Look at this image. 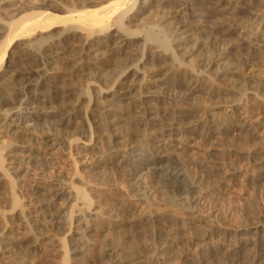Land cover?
<instances>
[{
  "label": "rangeland",
  "instance_id": "374dc122",
  "mask_svg": "<svg viewBox=\"0 0 264 264\" xmlns=\"http://www.w3.org/2000/svg\"><path fill=\"white\" fill-rule=\"evenodd\" d=\"M12 1L13 0H10V1L9 0H0V3L1 4H6V3L10 4V3H12ZM34 1H37V0H34ZM68 1L69 0L65 1L66 3H68V5L73 3L72 2L73 0L72 1L70 0L71 3H69ZM227 1L231 2V1H235V0H227ZM58 2H60V0H58ZM249 4L250 5L247 6L248 7L247 11L246 10L242 11L241 13L234 15V16L231 13L229 14L230 9L228 7H229L230 3H227L225 0H224V2L220 8L213 9V10L212 9H204L205 11L203 10V13H205L206 15L208 14L207 16H205V19H203V23H201L202 28L204 27L203 31H205V32L201 33V34H199V33L195 34L192 37L193 40H191V41H187V40L182 39L183 42H181V44L178 43L180 37L173 35V33H172L173 30L168 25H166L167 28H165L166 26L164 24H166V23H164L163 25L160 24V22L162 21V14L166 15L165 11L167 8L164 6V4H160L159 6H157V8H155V7L152 8L149 11L150 15H148V17L150 16L149 17L150 21H155L156 24L159 23L160 27L164 26L162 28H163V30L165 28L166 31H163L161 33L158 32L159 34L157 33V31L151 29L153 27V23H155V22H149V20H148L149 24H152V25H149V24L146 25V23L144 24V23H141L138 21L137 22L134 21L132 23V21H130L126 18H125L126 20L124 19L123 22L127 26L134 24L130 27H127L128 31L126 30V33L134 34V35H136V37L139 36L141 41L145 39L147 34H151V32L153 35H155L154 37H156L157 34H158V36H160V37L157 36L158 38H156V39H158V40L166 37L167 41H168V48H169L168 55H166V56H164V54H162L164 52H163L162 48L159 46L160 43L156 42V41H150V40L144 41L146 43L143 42V45H140V47H139V45H137V46L133 45L134 47L132 46L131 49L132 48L134 49V50L133 49L132 50H133V52H135V56H129V57H126L123 55H120V56L114 55L113 52L110 50V47H107V46H104L105 48L100 47L99 49L92 48V49H90L92 52V55L90 54L91 56H89V57H94L95 59H97L96 57H99V58L103 57V59L95 60V62L93 61L94 59H92V58L90 59L88 56H86L87 58L85 57L84 60L77 59L78 58V56H77L78 52H76V48H71L69 46L68 49H64L65 51L63 49L61 50L60 54L57 57L58 60L56 59V61H55L56 63H54L52 65V68L54 69V72H56L55 69L57 70L56 76L58 77V80L60 81V82L58 81L59 82L58 84H60L62 86L64 85V87L66 86L65 89H68L71 91V92L69 91L71 96H69V98L67 100V102L69 104H72V102L75 103L76 100L81 96L82 91H83L84 96H86V99H82L81 102H83V104L87 107V109L89 108L91 110L90 111L88 109V112L90 113L89 115H91L90 116L91 118L89 117V115L87 116V127L89 126V133H88L87 137L83 138L79 135V133H77V134L74 133L76 131L75 130L72 131L73 128H71V130L70 129L68 130L69 133L67 131L68 134L67 133L64 134V136H65L64 138L69 143V146H66L63 149L61 148L59 150H58V147H56L57 149L55 148V149L50 150V149H46L43 146V144L41 143V141L45 136L48 135V133H52V130L50 129L51 127L48 125V123H46V121H39L36 126H34L32 128H28L30 134L28 133V137L23 138L24 141L22 140V141L17 142L16 145H19L21 143V144H24L26 146H29L30 148H32V152L31 153L29 152V154L25 153V156H27V155H28V157L30 156L29 158L28 157L25 158L24 156H23V158L21 157V159H23V161H25V162L28 161L27 165H26V163H24V165H23L24 168H23V172L21 174V179H23V180L20 179V180H18L19 182L13 181V185L15 183L16 184L18 183L17 185L15 184L16 186H14V187H17L16 189L13 187V189H14L13 195L18 202L15 207H12L9 204V202H7L6 200L4 202L3 194L6 195L7 191L0 189V198L3 197L0 200V203L2 201V203L0 205V213L2 214V219H5L3 222H5V225L8 228H10L9 233L11 234V237H14V236L19 237V239L17 237H14V239H13L14 241L12 242V244L10 246V250L12 249L13 253H10L11 251L9 250V253L7 254L8 255L7 259H6L7 255L6 254L2 255V253L0 252V254L3 256L2 257L0 255V258H1L0 264H12V263L13 264H57V263L61 264V250H59L61 246L64 248V251H65L67 257L68 258L71 257V259H72V260L70 259L67 264H80V263L81 264H103V263H105V264H133V263L137 264L138 260H136V259H138V258L136 255L138 252L142 253V251H143V254L146 253L145 255H148V256H149V254L151 255V253H152V255L155 253L156 255L155 254L154 255H155V257H157L158 256L157 254L159 253L158 249H160V246H159L160 240H161V242L163 240H167L166 239L167 237H168V239H170V238L180 239V236H177V235L174 236V232H175L174 230H176V228L180 227L181 225L185 229V231L183 233L185 236L184 235H182V236H184V238H187V239H185V241H184V238L181 236L182 239L179 241V244L176 245L177 248L175 246V249H176V250H174L175 254L173 252L174 255H171L170 258L167 259L165 264H183V263L184 264H186V263L187 264H191V263L192 264H205V263L206 264H216V263L217 264H228L225 257L221 256L220 254H219V256L218 255L214 256L215 254H206L207 251L204 250L203 251L204 253H203L202 250H199L200 249L199 242L195 241L194 238L197 236L196 234L199 233V235L200 234L202 235L204 233V231H205L204 227L206 228V226L204 224L205 222L207 224L209 223V225H214V226L218 227L225 220V221H228L230 226L237 227V226L248 225L251 222L258 221L259 219L261 220V218L264 216V182L257 183L256 181H254L253 183L251 182V183L247 184L246 182H244L243 179L239 178V180H237L234 185L226 187L222 181V178H223L225 172L232 167H238L243 171L249 170L250 172H248L247 174L255 175L256 173H255L254 168L256 167V164L259 162V159L262 156H264V85H263V83H262V85L260 83L257 84L258 83V81H257L258 76L256 74H254L252 77H244L243 75H241V73L238 74L239 72L237 74H235L234 76H227L225 78L224 83L223 82L219 83V84L217 82H215V83L213 82L214 84H212L210 82L205 83L204 79H205V75L207 74L210 78L215 80L213 76H215L216 71H218L217 67H219V66L213 65L210 67L209 64L211 62H213V60L216 61L217 59H220V60L222 59L221 60L222 63H226L229 66L235 65L234 67L239 69L244 62L249 61L255 57V55L246 54L247 52L244 51L243 47L241 46V43H242L241 40L245 35L251 34L253 36H257V35L264 34V33H262V32H264V16H263V14H264L263 13L264 12V0H262V1L261 0H255L253 3H249ZM162 5H163V7H162ZM163 10H165L164 11L165 13H162ZM206 10H208V11H206ZM219 11H221V12H219ZM133 14L134 13H131L130 16H132ZM151 15H153V16L151 17ZM127 16H129V15H127ZM1 18L2 17H0V21H1ZM2 20H4V19H2ZM137 25L139 27H137ZM216 26H218V27H216ZM134 28H136V29H134ZM218 28H219V30L217 31L216 29H218ZM167 29H168V31H167ZM58 31H59L58 26H55L53 29H50L49 33H53V35H55V33H57ZM224 31H225V33H224ZM217 32H219V33H217ZM71 36L73 38L74 37L75 38L73 39ZM77 36H78V34H75V33H72L70 35V37L72 38V42L76 43V41H78L76 45H78L79 41H80L79 40L80 38L78 39L79 36L78 37ZM105 36H107V35H105ZM173 36L177 37L176 38L177 41H176L175 37H173ZM172 38H173V40H172ZM39 39L40 38H36V40L35 39H29L26 42L25 41L24 42L23 41L22 42H20V41L16 42L14 40L15 42L12 41L10 43L8 40L6 41L5 38L2 39L0 37V50L3 52L4 64L8 60L12 62L11 63L12 65L10 67L11 72L9 74H7L2 79V80H4L6 78V80H4L3 82H2V80H0V83L2 84V86H0V89H4L5 94L10 93L12 95V93L15 90L21 89V87H22L21 82L19 81V83H20L19 84L18 82H15V81H17L19 79L20 73L22 72L21 70H24V69L26 70L30 66V64H29L30 62L27 61L25 58V51L26 50L23 46L26 43L29 44L31 42L30 45H32V48L36 49L39 46V44L42 42L41 39L40 40ZM33 41H35V42H33ZM38 41H40V42H38ZM13 42H14V44H13ZM37 42H38V44H37ZM72 42H70V43H72ZM140 42L138 44H140ZM151 42H154V44ZM174 42H176V43H174ZM16 43H18L19 45H17ZM12 44H13V46H12ZM13 47L15 48L14 53L16 52L17 54L15 53L10 58L9 52L7 50L8 49L11 50V49H13ZM106 47L108 50H105ZM151 47H152V49H151ZM155 48H156V50H155ZM69 49H70V51H69ZM98 50H99V52H98ZM95 51H97V54L100 53V55L98 56L96 54L97 56L95 57V55H94ZM102 52H103V56H101ZM152 52H154V53H152ZM152 54H154L155 56ZM158 54H161V55L156 56ZM71 56H73V57L71 58ZM114 56H116V57L119 56V57L117 59H115L116 57H114ZM124 57H126V58H124ZM169 57H173L176 62H173L172 58H169ZM120 59H123V61H125V62H123ZM131 59H133V60L131 61ZM225 59H227V60H225ZM91 60L93 61V63ZM129 60H130V62H129ZM81 61H83V63H81ZM87 61H89L90 64ZM121 61L124 64H122ZM75 62H78L80 64L78 66L79 68L74 66ZM94 64H96V66ZM137 65H138V67H137ZM25 66H26V68H25ZM175 67H177V68H175ZM40 68L43 70L42 66H40ZM18 69H21L20 73L18 72ZM58 69H60L59 71L62 70L61 73L58 71ZM115 70H117V71H115ZM107 71H109V72H107ZM127 71H136V72L140 73L139 76H137V79L139 80L138 85L140 87V90H141V92H144V93L151 91L150 95H153L156 90L158 91V89H154L151 87V86H153L152 81H154V80L157 81L158 79H160L162 77L164 78L165 74H167L169 71L170 72L174 71L173 73H176L177 76H179V75L181 76L182 74H185V73H186L185 74L186 77H188V74H190V73H193L195 75L197 74V76L199 75L198 77H200V78H198V77L197 78H198V85H199L201 91L197 94L196 97L193 98V100L192 99L186 100L185 102H181V103L176 101V100L174 102L173 100H169V99L164 101L161 98H158V99L156 98V100H154V104H156L155 108H157V116L158 117H156L157 121L154 125H151V124L145 125L142 122L140 123V122L135 121V118L132 117L133 114L131 115V111L128 110V111H130V113H128V115L127 114L125 115L127 119L125 118L126 119L125 120L123 117L124 122L123 121L122 122L124 124L122 122L119 123L118 124L119 126L117 125L118 129L117 128L116 129L114 128L115 130L111 129V132H112L111 133L109 131L110 129L106 125L102 126V128H101V125H97L96 123H94L97 117H95L93 115V113L95 114V112L93 110L95 108L97 109L98 105L100 106L103 103L102 100L107 99V98L109 99V95L111 94V91L113 90L114 83L117 85L119 79H120V81H119V83H120L122 80L121 76L123 77ZM187 71H189V72H187ZM190 71H192V72H190ZM64 72L66 74L67 73L68 74L66 75ZM165 72H167V73H165ZM17 73H19V74H17ZM90 74H91V76H90ZM107 74L109 77L107 76ZM12 76H14V77H12ZM60 76H62V77L60 78ZM75 76H76V78H75ZM14 78L15 79L17 78V79L15 80ZM62 78L63 79L66 78L63 80V83L64 82H66V83H64V84L62 83ZM97 79H99V80H97ZM108 79H110V81H108ZM13 80H15V81H13ZM84 80H86V81H84ZM155 81H154V83H155ZM14 82H15V84H14ZM75 82H76V84H75ZM70 83H71V85H70ZM12 84H13V86L14 85L16 87L18 86L20 89L18 87L16 89L15 86H14L15 88L11 87ZM67 84H69V85H67ZM230 85H231V87H230ZM67 87H70V89ZM79 87H80V89H79ZM150 87H151V89H150ZM11 88H13V89H11ZM236 88H238V89H236ZM229 89H231V90H229ZM240 89H242V91ZM153 90H155V91L153 92ZM239 90L241 91L242 94L240 93ZM94 92H95V94H94ZM100 93L102 95L98 96V94H100ZM75 95H77V96L80 95V96L76 97ZM21 97L22 98H19L20 100H24V99L27 100V98H26V97H28L27 93L25 92V94H23ZM41 100L39 102H41ZM23 102H25V101H23ZM128 102L129 101H126V100L122 101V103H128ZM186 102H188L187 105L185 104ZM190 102H191V104H190ZM127 106L129 108H131L130 105H126V104H125L124 108H127ZM229 107H231V108H229ZM165 108H166V110H165ZM173 109H174V111H173ZM179 109L182 111L184 110V112L188 113L189 115L190 114L193 115V113H194L192 121L196 120L198 118H202L204 121H205V119H208V121L214 122L215 127L217 126V128H218L217 129L218 132L216 131V133H212L211 131H209V128H207V126H206V121H207L206 120L204 122L205 124L203 123L205 126L201 124L202 126L200 125L197 132H194L192 135H183L184 138L188 137V136H191V137H188L189 139L186 138V140L183 138V141H182L183 144L181 145V147H183V148H181V149L184 151L183 152H182V150L179 151V152H181L180 157L183 158V156H184V158L183 159L181 158V160H182L183 165L186 169V172L195 181V185L197 188L192 193H194L195 195L196 194L201 195V199L199 200L198 205L195 209L193 208V206L190 207L187 203L188 198L191 197L192 195H190L187 198L182 200V198L177 197V196L173 195V193L169 192V188L167 187V184L165 181L166 180L165 172H160L159 174L148 176L147 172L145 173V171H142L141 175L137 174L136 176H134L136 174V172L139 170L138 166L140 165V162H141L140 160H143L145 157L153 154L154 152H156L158 150H162L163 147L167 151L168 150H169V152L171 151L168 148L169 144H170L169 141H166L165 137H163L162 135H159L161 132L160 128H162V126L164 127V125L165 126L168 125L170 123V121H172V119L168 120V116H165V112H168L169 116H170L171 112H175ZM230 109H232V110L230 111ZM4 111L5 110L0 111V116L2 114H4V115L7 114V112H4ZM192 111H193V113H192ZM201 113H203V114H201ZM129 114H130V117H129ZM159 116L161 119L164 116H165V118H163L161 120L159 118ZM209 118L211 120H209ZM93 119H94V122L92 121V123H91L90 121ZM128 119H130V120H128ZM165 119L167 120V122ZM159 120H161L160 121L161 124L159 123ZM188 121H190V120H188ZM240 121L245 122V124H246L245 127L247 129L244 130L245 133H243V132L239 133L238 132L239 133L238 134L237 132H232V131L226 129V127L229 128L230 126H233L234 124H237ZM135 122L140 127L138 125H135L134 124ZM162 123H163V125H162ZM121 124L126 125V126L128 125V126H127V128L125 126L126 129H123L124 126ZM92 125H94V126H92ZM129 125H130V127H129ZM135 126H137V128L138 127L139 128L137 129ZM142 126H144V127H142ZM33 128H35V129H33ZM90 128H91V130H90ZM92 128H93V130H92ZM249 128H250V130H248ZM95 129H97V130H95ZM107 129H108V131H107ZM131 130H133V131H131ZM204 130L206 132H204ZM207 131H209V132H207ZM117 132H119V133H117ZM114 133H116L115 134L116 137L114 136ZM69 134H71L72 136ZM158 136H159V138H158ZM160 137H162V138L160 139ZM6 138H1V136H0V143H1L0 147L3 145L2 148H4L9 143H11V144H9L11 146H10V148L5 147L4 150L2 151L3 154H9L8 152H10L12 150V145H14V144H12L14 141H12L11 138H9V137H6ZM8 139H9V141H8ZM158 139H160V140H158ZM163 140H165V141H163ZM29 141H30L31 145H30ZM82 141L88 142V144H90V146H93L95 148L92 151L83 152V154H82V150L79 149V151H78L79 146L77 145L78 142H82ZM162 141H163V143H166V145H168V146L163 144ZM184 141H185V143L187 142L186 143L187 146L184 144ZM5 143H6V145H5ZM157 144H158V146H157ZM73 145H75V146H73ZM155 145H156V147L154 148ZM157 147L158 148L160 147L161 149H158ZM149 148H151V149H149ZM64 149H66V150H64ZM120 149H122L123 151ZM110 150H111L112 155H113L112 157H111ZM117 151H119V153ZM2 152L0 151V155H2ZM107 152H108V154H107ZM79 153H81V154H79ZM117 153H118V155H117ZM105 154H106V156H105ZM107 155H109L111 159L106 158L107 159L106 160L105 157H108ZM94 156H95V158L98 157L100 160L98 158L95 159ZM123 157H125V159ZM30 158H31V161L29 160ZM37 158H38V160H37ZM43 158H44V160H42ZM45 158L47 159V161ZM48 158H49V160H48ZM65 158H67V160ZM50 159H51V161H50ZM121 159H123V162L125 160L124 164H121V162H122ZM96 160H98V161H96ZM88 161L91 163H87ZM94 161L96 162L97 165L95 164ZM49 162H51V163H49ZM52 162H53V165H52ZM114 163L118 164V165H115ZM86 164H91L92 166L91 167L89 165L86 166ZM119 164H121V165H119ZM214 166L215 167L219 166L221 168V170L214 172L211 175L208 174L209 173L208 168H211ZM92 167L95 169H93ZM86 168H87V170H86ZM98 172H99V175H98ZM84 174H86V175H84ZM30 175L33 177L38 176V178L43 175V177H41V178L43 179V181H45V182L47 181L46 184H48V186L50 185L51 188H55L56 185L62 186V183L63 184L68 183L72 186L80 188V190L84 193V195L89 198L88 200L90 202L91 208L94 207L95 209H97V208L102 209V208H104L102 206V205H104V203H105L106 207H108V206L111 207L112 204L114 203L113 207H111V208L114 209V212H113L114 214L118 213L116 216L114 215L115 216L114 220L117 221L119 227L115 226L116 225L115 223L110 222L107 225V227L110 225L108 227L109 229L107 228V231H106L107 233L103 234L102 233L103 232L102 225L99 223V221L96 218H94V217L90 218L89 215H87V216L90 218V221H88V223H87V221H84L88 224V226L89 225L91 226V227L89 226V228L87 226H85L87 224L84 223L82 221V219H78L79 221L77 222V218H75V217H73L67 223V225L63 226L64 228H62L61 227L62 225L58 226L52 222L48 223V220H46V218L43 217L45 219L44 220L42 218V215L40 216V214L38 212H37V216H35L33 213L34 212L33 211L34 210V208H33L34 204L32 205V203H34V201H32L31 198L33 197L32 196L33 189H35V187H36V184H34V183H36V182H34V179H32V178H31L32 180H30V177H31ZM138 176H140V177H138ZM80 177L81 178L83 177V179H81ZM100 178H101V180H100ZM80 179L83 180L84 182H87L88 186H86L85 184L81 185L79 182ZM24 180H25V182H24ZM200 180H201V183L204 182L202 184L203 186L199 185V184H201L198 182ZM31 181H33V182H31ZM95 181H97V182H95ZM22 184L25 186L24 187L19 186ZM27 184L30 186H32V184H33V186H34V187L32 186L33 189L30 188V186H28ZM99 184H101V185H99ZM143 185L146 188L145 187L143 188ZM134 186H136V187L138 186V187L136 188ZM22 188L24 190H22ZM94 189H97V190L94 191ZM132 189H133V191H132ZM30 190H32V191H30ZM116 190H117V192H116ZM4 191H6V192H4ZM89 191H91V192H89ZM93 191H94V193H92ZM110 193H111V195H110ZM203 193H204V195H203ZM18 194H20V195H18ZM89 195H90V197H89ZM29 196H31V197H29ZM178 198H180V199H178ZM29 199H30V201H29ZM99 202H100V204H99ZM107 202H109V203L107 204ZM124 202H125V204H128L131 207L130 210L132 209L133 211L132 210L127 211L126 209H124L123 205H122ZM114 207H116V209ZM120 207H122V209H120ZM12 208H14L15 210L17 209L18 211L24 210L27 212V213H25L27 215H25L24 221H22L23 219L19 220V219H16L14 217L12 219H10L12 217V214H13V213H11L13 210ZM29 210H30V212H29ZM115 211H118V212H115ZM120 212H121V214H120ZM130 212H131V214H130ZM126 213H129V214H126ZM28 214H30V215H28ZM32 214H33V216H31ZM142 214H143V216H142ZM202 214H204L203 217H202ZM5 215H7V216H5ZM129 215H130V218H129ZM138 215H139V217H138ZM160 216L163 217V219L159 218ZM169 216H172L175 218L174 222L170 223V222H168V219H165ZM118 217L120 219H118ZM122 218H124V219H122ZM92 219H94L93 222L91 221ZM130 219L133 221H131ZM156 219L159 220V222ZM28 222H29V224H28ZM30 222L31 223L36 222V223H33L34 224L33 225V224H30ZM185 223H187V224H185ZM192 223L196 224V226L199 225L201 227L202 226H204V227H202V229H201V227L198 226L200 229V231L198 232V230H197L198 228L196 226H194V227H193V225L191 226ZM24 224H26V225H24ZM174 225L177 227H175ZM187 225H188V227L186 228ZM33 227H35L34 228L36 230L35 232H34V229H32ZM36 227L38 230L36 229ZM93 228H94V230H92ZM14 229H16V230H14ZM89 229H91L92 231L90 230L91 231L90 232ZM141 229H143V230H141ZM18 231L19 232L21 231L22 234L20 235V233ZM12 232H14V233L12 234ZM201 232H203V233H201ZM10 234H9V236H10ZM143 234H144V236H143ZM186 234L187 235L189 234V235L187 236ZM21 237H22V239H20ZM197 237H199V236H197ZM72 238H74V239H72ZM188 238L189 239L191 238L190 239L191 242H189ZM92 239H93V241H92ZM109 239H111V240H109ZM19 240H21L24 243L19 244ZM73 240L76 241L75 243H77L76 244L77 246L75 245V243H73L74 242ZM217 240H220V238L218 239V237L217 238L213 237L210 246H216V245L221 244L220 243L221 241L220 242L218 241L219 242L218 243ZM181 241L183 244L184 243L185 244L183 245L182 243H180ZM1 242H3V240L0 237V243ZM96 242H98V243H96ZM121 242H122V244H121ZM136 242H139L138 245ZM16 243L19 245L18 247H17ZM87 243H88V245H87ZM132 243H133V246H135V247H133L131 249L127 248V245L132 246ZM157 243H158V245H157ZM195 243H196V245H195ZM81 244H83V245L80 249L79 247L81 246ZM97 244L99 246L101 244L104 247V249L105 248L108 249L109 250L108 253L104 255L103 252L98 251L99 247ZM91 245H93V246H91ZM156 245H157V248H156ZM3 246H4V242H3L2 246L0 245V247L2 248ZM128 247H130V246H128ZM25 248H26V250H25ZM22 249H24V250H22ZM77 249H78V251H79V249L81 251H79V253H74V250H77ZM155 249H157L158 251L156 250L157 252H155ZM55 250L58 252H56ZM177 250H178V252H177ZM71 251L73 254L71 253ZM119 251H121L122 254ZM183 252H185V253H183ZM114 253H116V254H114ZM123 253H125V254H123ZM180 254H182L181 255L182 257L179 256ZM106 255L109 257H107ZM126 255H128V256H126ZM130 255H132V256H130ZM152 255L150 256L151 258L154 257ZM201 258H202V260H201ZM205 258L206 259L208 258L207 259L208 261ZM185 259H187V260H185ZM20 261H22V262H20ZM91 261H93V262H91ZM259 264H264V261H262Z\"/></svg>",
  "mask_w": 264,
  "mask_h": 264
},
{
  "label": "bare ground",
  "instance_id": "6f19581e",
  "mask_svg": "<svg viewBox=\"0 0 264 264\" xmlns=\"http://www.w3.org/2000/svg\"><path fill=\"white\" fill-rule=\"evenodd\" d=\"M65 1L66 0H60V2H58V0H37V1H34V0H13L12 3H10V4L9 3L8 4L7 3L6 4H1L0 3V17H2L1 18V21H0V37L2 39L5 38L6 41L8 40L10 43L12 41H14V40L16 42L17 41H20V42H22V41L24 42L25 41L26 42L29 39H35L36 40V38H40L41 41H42L39 44V46L37 45L38 47L36 49L32 48V45H30L31 42L29 44L26 43L25 45L22 43L24 45L23 47L26 50L25 51V58H26L27 61L30 62L29 63L30 66L28 65L29 67L26 70L24 68H23L24 70L18 69V72L19 73H20V70L22 71L20 73L19 79L17 81H15L17 78L16 79L14 78L15 80H13V81L18 82V83H19V81L21 82V85H22L21 89L17 86L20 90H15L12 93V95L10 93L5 94L4 89H0V111L1 110H5L4 112H7V114H5V115L2 114L0 116V136H1V138L9 137V138H11L12 141H14L12 143V144H14V145H12V150L11 151L9 150L10 152H8L9 154H3L2 151L4 150L5 147L10 148L11 145H9V144H11V143L8 142L9 143L8 145H6V143H5L6 146L4 145L5 146L4 148H2L3 145L0 147V151L2 152V155H0V189H3V190H6L7 191V194L6 195L3 194V196H4V202L6 200L7 202H9V204L12 207H15L16 204L18 203L17 200H16V198L13 195V190H14L13 187L16 186L18 183L16 184L14 182L16 185L15 184L13 185V181H18V180L21 179V174H22L23 168H24L23 165H24V163H26V165L28 163V161L27 162L23 161V159H21V157L23 158V156H24L26 158V157H28V155L25 156V153H28L29 154V152L30 153L32 152V148H30L29 146H26V145L21 144V143L20 144L18 143L19 145H16L18 141H22L23 138L28 137V133H29L28 128H32V127L36 126L39 121H46V123H48V125L51 127L50 129L52 130V133H48V135L45 136L44 138L42 137L43 139H42L41 143L43 144V146L46 149H50V150L55 149L56 147H58V150H59L61 148L63 149L64 147L69 146V143L64 138L65 137L64 134L67 133V131L69 129L71 130V128H73L72 131H74V130L76 131L74 133H76V134L79 133V135L81 137H83V138L87 137L88 136V133H89V126L87 127V116L90 114L88 112V109L89 108L87 109V107L83 104V102H81L82 99H86V96H84L83 91H82V94L80 93L82 97L80 95H78L80 97L76 100V102L75 103L72 102V104H69L67 102V100H68L69 96H71L70 95V92L71 91L68 90V89H65L66 86L64 87V85L62 86V85L58 84L60 81L58 80V77L56 76L57 70L55 69L56 72H54V69L52 68V65L54 63H56L55 61H56V59H57V57L60 54V52H61L62 49L63 50L64 49H68L69 46L71 48H76V52H78V54H77L78 58L77 59H79V60H84L86 56H88V57L91 56L92 55V52H91L90 49H92V48L99 49L100 47H104V46L110 47V50L113 52L114 55H119V56L120 55H123V56L129 57V56H135V52H133L134 49L133 48H132L133 50L131 49V47L133 45H136V46L139 45V47H140V45H143V42L144 41H149L150 40V41L159 42L160 43L159 46L162 48V50L164 52V53H162V52L161 53L164 54V56H166V55H168V52H169L167 38L164 37V38L159 39V40L156 39V38L160 37V36H158L159 33L163 32V31H166L165 30V28H167L166 25H168L173 30V32H172L173 35H176L177 37H180L179 38V41L180 42L178 41L179 44H181V42H183L182 39L187 40V41H191V40H193L192 37L195 34H197V33L201 34V33H204L205 32V31H203L204 27L202 28L201 23H203V19H205V16H207L208 14L206 15L205 13H203V10L204 9H212L213 10V9L220 8L221 5L224 2V0H73V1L71 0L73 3L68 5V3H66ZM225 1L227 3H230V5L228 7L230 9L229 14L231 13L234 16V15H237V14L241 13L242 11H245V10L247 11L248 10L247 9L248 8L247 6L250 5L249 3H253L255 0H235V1H231V2L230 1H227V0H225ZM68 2L71 3L70 0ZM160 4H164V6L167 8L166 11L163 10V12H162V13H165L166 12L165 13L166 15L162 14V21L161 22L159 21L160 24H162V25L164 23H166V24H164L166 26L164 28V30L162 28L164 26L160 27L159 23L156 24L155 21H150L149 20V17L150 16L148 17V15H150V12L149 11L152 8H154V7L157 8V6H159ZM162 7H163V5H162ZM206 11H208V10H206ZM219 12H221V11H219ZM131 13H134V14L132 16H130ZM127 15H129V16H127ZM153 15H151V17ZM263 16H264V14H263ZM125 18L128 19V20H130V21H132V23L134 21H136V22L138 21V22H141V23H144V24L146 23V25L149 24V22H155V23H153V27L151 29H153V30L157 31V33L158 32L159 33L156 35V37H154L155 35H153L152 32H151V34H147V36L145 37V39L141 41V39L139 38V36L136 37V35H134V34L126 33V30L128 31L127 27H130V26H132L134 24H132L130 26H127L126 24H124L123 21H124ZM2 19H4V20H2ZM148 20H149V22H148ZM149 25H152V24H149ZM55 26H58L59 31L57 33H55V35H53V33H49V32H50V29H53ZM137 27H139V26L137 25ZM216 27H218V26H216ZM219 28L216 29V30L218 31ZM134 29H136V28H134ZM167 31H168V29H167ZM70 33L71 34L72 33L78 34L79 37L78 36L77 37H78V39L80 38L79 39L80 41H79V44L78 45H76L78 41L75 40L76 43L75 42H72V38L73 37L72 36H71L72 38L70 37V35H71ZM217 33H219V32H217ZM224 33H225V31H224ZM262 33H264V32H262ZM105 35H107V36H105ZM176 36H173V37H175V39H176L177 38ZM172 40H173V38H172ZM176 41H177V39H176ZM14 42H13V44H14ZM33 42H35V41H33ZM38 42H40V41H38ZM38 42H37V44H38ZM70 42H72V43H70ZM139 42H140V44H138ZM241 42H242L241 43V46L243 47V50L247 52V53L246 52L245 53L246 54L255 55V57L252 58L249 61L244 62L239 69H237L236 67H234L235 65L233 66V65L230 64L231 66H229L226 63H222L221 62L222 59L221 60L220 59H217L216 61L213 60V62H211L209 64V66L211 67L213 65H218L220 68L217 67L218 68V71H216V74L214 73L215 76H213V77H214L215 80H213L212 78H210L206 74L205 75V79H204L205 80V83H208V82H210L212 84H214L215 82H217L218 84L219 83H222V82L224 83L225 82V78L227 76H234L235 74H237L239 72L238 74L241 73V75H243L244 77H252L254 74H256L258 76L257 77L258 78V80H257L258 83L257 84L260 83L262 85V83H263V85H264V34L257 35V36H253L251 34L250 35H245L242 38ZM144 43H146V42H144ZM151 43L154 44V42H151ZM174 43H176V42H174ZM13 44H12V46H13ZM16 44L19 45L18 43H16ZM107 47H106L105 50H108ZM14 49L15 48L13 47V49H11V50L8 49L7 50L9 52L10 58L16 53V52L14 53ZM151 49H152V47H151ZM155 50H156V48H155ZM69 51H70V49H69ZM98 52H99V50H98ZM103 52L101 53L102 54L101 56H103ZM152 53H154V52H152ZM96 54H97V51H95V53H94L95 57L97 55L98 56L100 55V53L97 54V55ZM152 55H154V54H152ZM159 55H161V54H158L156 56H159ZM72 57L73 56H71V58ZM114 57H116V56H114ZM118 57H116L115 59H117ZM126 57H124V58H126ZM89 58L90 59L91 58L94 59L93 60L94 62H95V60L103 59V57H100V58L99 57H96L97 59H95L94 57H89ZM169 58H172L173 62H176L173 57H169ZM120 60L123 61V59H120ZM132 60L133 59H131V61ZM225 60H227V59H225ZM93 61H92V63H93ZM122 61H121V63L124 64L123 62H125V61H123V62ZM87 62H89V61H87ZM129 62H130V60H129ZM11 63L12 62L8 60L4 64L3 52L0 50V80H2L7 74H9L11 72L10 71V67L12 65ZM81 63H83V61H81ZM89 64H90V62H89ZM79 65L80 64L78 62H75V65L74 66L75 67H78ZM94 65L96 66V64H94ZM40 66L43 67V70L40 68ZM137 67H138V65H137ZM25 68H26V66H25ZM175 68H177V67H175ZM59 70L60 69H58V71ZM61 71H59V72L61 73ZM115 71H117V70H115ZM192 71H190V72H192ZM107 72H109V71H107ZM167 72H165V73H167ZM173 72L174 71H171V72L169 71L167 74H165L164 78L162 77V78H160L158 80L156 79L157 81L154 80L155 83H154V81H152L153 82V86H151V87L154 88V89H158V91L157 90L156 91L153 90V92L155 91V93L153 95H150L151 91L150 92H147L146 91L147 93H144V92H141V90H140V87L138 85V81L139 80L137 79V76H139L140 73H138L136 71H127L123 77L121 76L122 80H121L120 83H119V81H120V79H119V81H118L119 84L117 83V85H116L114 83L113 90L111 91V94L109 95V99L107 98V99L102 100L103 103L100 106L98 105L97 109L95 108L93 110L95 112V114L93 112L92 113L97 118H96L95 122H94V119L95 118L93 120H91L90 122L92 123V121H93L97 125H101V128H102V126L106 125L110 129L109 131L111 132V129H114V128L116 129L119 126L118 124L123 121V117L125 119L126 118L125 115L126 114L128 115V113H130V111H131V115L133 114L132 117L135 118V121L140 122V123L142 122L145 125L146 124H148V125H150V124L151 125H154L156 123V121H157V118L156 117H158L157 116V108H155V105L156 104H154V100H156V98L157 99L158 98H161L164 101L169 99V100H173L175 102V100H176V101H178V102L181 103V102H185L186 100H191V99L193 100V98L196 97L197 94L201 91V89H200V87L198 85V78H200V77H198L199 75L197 76V74L195 75L193 73H190V74H188V77H186L185 76L186 73H185V74H182L181 76L179 75L180 76L179 77V76H177L176 73H173ZM187 72H189V71H187ZM19 73H17V74H19ZM90 76H91V74H90ZM107 76H108V74H107ZM12 77H14V76H12ZM61 77L62 76H60V78ZM75 78H76V76H75ZM64 79H66V78H64ZM64 79L62 78V83H63V80ZM99 79H97V80H99ZM4 80H6V78ZM4 80H2V82ZM84 81H86V80H84ZM108 81H110V79H108ZM15 82H14V84H15ZM76 82H75V84H76ZM64 83H66V82H64ZM67 85H69V84H67ZM70 85H71V83H70ZM0 86H2V84ZM14 86L12 84L11 87H14ZM17 87H16V89H17ZM70 87H67V88L70 89ZM151 87H150V89H151ZM230 87H231V85H230ZM11 89H13V88H11ZM79 89H80V87H79ZM236 89H238V88H236ZM229 90H231V89H229ZM240 90L242 91V89H240ZM241 91H240V93H241ZM25 92L27 93V96H28V97H26L27 100L24 99V98H23L24 100H20L19 98H22L21 96L23 94H25ZM94 94H95V92H94ZM101 95H102L101 93L98 94V96H101ZM75 96L78 97L77 95H75ZM40 100H41V102H39ZM123 100L129 101V102L128 103H122ZM23 101H25V102H23ZM187 103L188 102H186L185 104L187 105ZM125 104L126 105H130L131 108H129L128 106H127L128 109L127 108H124ZM190 104H191V102H190ZM166 108H165V110H166ZM229 108H231V107H229ZM232 109H230V111ZM128 110H130V111H128ZM173 111H174V109H173ZM192 113H193V111H192ZM201 114H203V113H201ZM193 115H194V113H193ZM193 115H191V114L189 115L188 113H185L184 110L182 111L180 109L177 110V111H175V112H171V115L170 116H169V113L168 112H165V116H168V120H171L172 119V121H170V123L168 122L169 123L168 125H166V126L164 125V127L162 126V128H160L161 129V132H160L159 135H162L163 137L166 138V141H169L170 144H169V147L168 148L171 151L169 152V150L167 151L163 147L162 150H158V151L154 152L153 154L148 155L143 160H140L141 161L140 162V165L139 166L137 165L139 167V170L136 172V174L134 176H136L137 174H140L141 175V172L142 171H145V173L147 172L148 173V176H150V175L151 176L152 175H156V174H159L160 172H165V178H166L165 181H166L167 187L169 188V192L173 193V195H175L177 197L182 198V200L185 199V198H187L188 196L192 195L191 197L188 198L187 203H188V205L190 207L193 206V208L195 209L197 207V205H198L199 200L201 199V195L200 194H196L195 195L194 193H192V192H194V190L197 187L195 185L194 179L191 178L190 175L186 172V169H185V167L183 165V162L181 160L182 157H180V153L181 152H179V151L182 150L181 148H183V147H181V145L183 144L182 143L183 138H184L183 135H192L194 132H197L198 129H199V127H200V125L201 124L204 125L205 124L204 122L206 120H207L206 121V126H207V128H209V131H211L212 133H216V131H217L218 128H217V126L215 127L214 122L208 121V119H205V118H204L205 121L202 118H198V119L192 121ZM90 116L91 115H89V117ZM160 116H159V118H160ZM165 116L164 117L162 116V117L165 118ZM129 117H130V114H129ZM128 120H130V119H128ZM161 120H159V123H160ZM188 120H190V121H188ZM209 120H211V119L209 118ZM166 122H167V120H166ZM123 124H121V125H123ZM134 124L135 125H138V124H136V122ZM162 125H163V123H162ZM245 125H246L245 122H241L240 121L237 124H234L233 126H230L229 128L226 127V129H228V130H230L232 132H237V133L238 132L239 133L240 132H243V133H245L244 130L247 129L245 127ZM92 126H94V125H92ZM123 126H124L123 129H126L128 125L127 126L126 125H123ZM125 126H126V128H125ZM129 127H130V125H129ZM135 127L137 128V126H135ZM142 127H144V126H142ZM35 128H33V129H35ZM90 130H91V128H90ZM92 130H93V128H92ZM95 130H97V129H95ZM205 130H204V132H206ZM248 130H250V128ZM107 131H108V129H107ZM131 131H133V130H131ZM209 131H207V132H209ZM68 133H69V131H68ZM117 133H119V132H117ZM115 134L116 133H114V136H115ZM69 135H71V134H69ZM188 137H191V136H188ZM188 137H185L184 139L186 140V138H188ZM158 138H159V136H158ZM161 138L162 137H160V139ZM160 139H158V140H160ZM8 141H9V139H8ZM163 141H165V140H163ZM163 141H162V143H163ZM29 143H30V141H29ZM186 143L184 141V144L185 145H186ZM158 144H157V146H158ZM163 144L166 145V143H163ZM0 145H1V143H0ZM30 145H31V143H30ZM77 145L79 146L78 151H79V149L82 150V154H83V152L92 151L95 148L93 146H90V144H88V142H85V141L78 142ZM73 146H75V145H73ZM166 146H168V145H166ZM155 147H156V145L154 146V148ZM149 149H151V148H149ZM158 149H161V148L159 147ZM64 150H66V149H64ZM111 150H110V153H111V157H112L113 155H112ZM120 150H122V149H120ZM183 151L184 150H182V152ZM117 152L119 153V151H117ZM118 153H117V155H118ZM79 154H81V153H79ZM107 154H108V152H107ZM109 155H107L108 157H105V159L106 158L111 159ZM105 156H106V154H105ZM94 158H95V156H94ZM97 158H95V159H97ZM123 158L125 159V157H123ZM183 158H184V156H183ZM65 159L67 160V158H65ZM29 160L31 161V158ZM37 160H38V158H37ZM42 160H44V158ZM48 160H49V158H48ZM46 161H47V159H46ZM50 161H51V159H50ZM96 161H98V160H96ZM121 161L123 162V159H121ZM122 162H121V164H124L125 160H124L123 163ZM49 163H51V162H49ZM87 163H91V162L88 161ZM95 164H96V162H95ZM121 164H119V165H121ZM52 165H53V162H52ZM88 165L90 167L92 166L91 164H86V166H88ZM115 165H118V164H115ZM93 169H95V168H93ZM86 170H87V168H86ZM219 170H221V168L219 166L218 167H215L214 166V167L208 168V172H209L208 174L211 175L214 172H217ZM254 170H255V173L256 174L255 175H250V174H247L248 172H250L249 170L248 171H245V170L243 171V170H241L238 167H232V168L228 169L225 172V174H224V176L222 178L223 184H225L226 187L231 186V185H234L236 183V181L239 180V178L240 179H243L244 182H246L247 184H249L251 182L253 183L254 181H256L257 183L264 182V156H262L259 159V162L256 164V167L254 168ZM43 175L41 177H43ZM84 175H86V174H84ZM98 175H99V172H98ZM41 177H39V178H38V176H35V177L31 176L30 177V180L34 179V182H36V183H34V184H36L35 189L32 188L33 184H32V186L28 185L29 183L27 184L28 186H30V188L33 189V194H32L33 197L31 199H32V201H34V203H32V205L34 204L33 205L34 207L32 206L34 208V210H33L34 212L33 211L32 212L34 213L35 216H37V212H38L40 214V216L42 215V218L44 217V218H46V220H48V223L49 222L50 223L52 222V223H54V224H56L58 226H61L62 225L61 226L62 228H64L63 226H66L67 223L73 217L77 218V222L79 221L78 219H82L83 222L84 221H87V223H88V221H90V218L91 217H94L102 225V228H103V232L102 233L103 234L107 233L106 232L107 231V228L110 226L109 225L107 227V225L110 222H113V223L116 224L115 226H118L117 221L114 220V217L118 213L117 214L116 213L114 214L113 213L114 212V209L111 208V207H113V204L114 203L112 204L111 207L110 206L106 207L105 206V203H104V205H102L104 208H102V209H98V208L95 209L94 207L91 208L90 202L88 200L89 198L84 195V193L80 190V188H77L75 186H72V185H70L68 183H64V184L62 183V186H57L56 185L55 188H51L50 185L48 186V184H46L47 181L46 182L43 181V179ZM138 177H140V176H138ZM81 179H83V177ZM81 179L79 180L80 184L81 185H84L85 184L86 186H88L87 185V182H84ZM21 180H23V179H21ZM100 180H101V178H100ZM24 182H25V180H24ZM31 182H33V181H31ZM95 182H97V181H95ZM198 182L201 183V180L198 181ZM203 183H201L199 185H202ZM99 185H101V184H99ZM19 186H23L24 187L25 185L22 184V185H19ZM134 187H136V186H134ZM144 187L145 186L143 185V188ZM14 188L16 189L17 187H14ZM133 189H132V191H133ZM22 190H24V189L22 188ZM95 190H97V189H94V191ZM6 191H4V192H6ZM30 191H32V190H30ZM94 191L92 193H94ZM89 192H91V191H89ZM116 192H117V190H116ZM20 194H18V195H20ZM110 195H111V193H110ZM203 195H204V193H203ZM29 197H31V196H29ZM89 197H90V195H89ZM2 198H0V200ZM180 198H178V199H180ZM29 201H30V199H29ZM1 203H2V201H1ZM1 203H0V205H1ZM108 203L109 202H107V204ZM99 204H100V202H99ZM122 205H123V208L126 209L127 211H131L132 210V209L130 210L131 207L128 204H125V202ZM114 208L116 209V207H114ZM12 209L13 210H12L11 213H13V214H12V217L10 219H12L14 217V218L19 219V220L20 219H23L22 221H24V217H25V215H27L25 213H27V212L24 211V210L18 211L17 209L16 210L14 208H12ZM120 209H122V207H120ZM29 212H30V210H29ZM115 212H118V211H115ZM120 214H121V212H120ZM126 214H129V213H126ZM130 214H131V212H130ZM0 215H1L0 216V237L2 238V240L4 242V246L2 248L0 247V252L2 253V255L3 254L4 255L5 254L7 255L9 253L10 246H11L12 242L14 241L13 240L14 237H17V236L11 237V234L9 233L10 228H8L5 225V222H3L5 219H2V214L1 213H0ZM28 215H30V214H28ZM87 215H89L90 218ZM203 215L204 214H202V217H203ZM5 216H7V215H5ZM31 216H33V214ZM142 216H143V214H142ZM138 217H139V215H138ZM129 218H130V215H129ZM159 218H162L163 219V217H161V216ZM118 219H120V218L118 217ZM122 219H124V218H122ZM165 219H168V222H170V223L171 222H174V220H175V218L172 217V216H169V217H167ZM93 220L94 219H92L91 221L93 222ZM131 221H133V220H131ZM157 221L159 222V220H157ZM33 223H36V222H32V223L30 222V224H33ZM84 223H86V222H84ZM28 224H29V222H28ZM185 224H187V223H185ZM204 224H205L206 228L204 226H202V227H204V230H205L204 233L201 232V233H203L202 235L201 234L199 235V233H198L200 231L199 227H201V226H199V225L196 226V224H194V223L191 224V226L193 225V227L196 226L198 228L197 229L198 230V232H197L198 234H196V235L199 236V237L196 236L194 238V240L197 241V242H199V247H200L199 250H202V252L205 250V251H207L206 254H215L214 256H216V255L219 256V254H220L221 256H224L225 257V259L227 260L228 264H240V263L241 264H259L262 261H264V216L261 218V220L259 219L256 222H251L250 224L245 225V226L243 225V226H237V227L234 226V227H232V226L229 225L228 221H225V220L218 227H216L214 225H209V223L207 224L206 222ZM24 225H26V224H24ZM85 226H87L89 228L90 225L88 226V224H87ZM181 226L178 227V228H176V230H174L175 228L173 229L175 231L174 232V236H176V235L177 236H180V239H178V238L177 239L176 238H170V237H169L170 239H168V237H167L166 238L167 240H163L162 242L160 240V243H159L160 249H158L159 250V253L157 254L158 256L155 257L156 254L154 253L155 255L154 254L152 255V253H151V255L154 256L155 258L154 257L151 258L150 257L151 256L150 254H149V256L148 255H145L146 253L143 254V251H142V253H139L138 252L137 255H136L137 258H138V259H136V260H138L137 261L138 262L137 264H165L166 261H167V259L170 258L171 255H174L175 254V252H174V250H176L175 249V246L177 244H179V241L182 239V237L184 238V236H185L183 234L184 231H185V229L183 228V226L182 227ZM175 227H177V226H175ZM187 227H188V225L186 226V228ZM202 227H201V229H202ZM34 228L35 227H33L32 229H34ZM16 229H14V230H16ZM36 229H37V227H36ZM90 230L91 229H89V231ZM92 230H94V228ZM141 230H143V229H141ZM35 231L36 230L34 229V232ZM14 232H12V234ZM19 233H20V235L22 234L21 231ZM9 234H10V236H9ZM182 235H184V236H182ZM143 236H144V234H143ZM213 237H216V238L218 237V239L220 238V240H217V242L218 241L219 242L221 241L220 242L221 244L216 245V246H210ZM17 238L19 239V237H17ZM20 239H22V237ZM72 239H74V238H72ZM111 239H109V240H111ZM185 239H187V238H184V241H185ZM190 239L188 238L189 242H191ZM20 241L21 240H19V244L24 243V242H22V241L20 242ZM92 241H93V239H92ZM3 242H1V243L3 244ZM75 242L76 241H74L73 243H75ZM1 243H0V245L2 246ZM96 243H98V242H96ZM136 243L138 245L139 242H136ZM180 243H182V241ZM76 244L77 243H75V245ZM121 244H122V242H121ZM82 245L83 244H81V246L80 247L78 246V247L81 249ZM87 245H88V243H87ZM157 245H158V243H157ZM157 245H156V248H157ZM195 245H196V243H195ZM18 246L19 245L17 244V247ZM91 246H93V245H91ZM128 246H130V247H128ZM98 247H99V250L98 251L103 252L104 255L107 254L108 251H109L106 248L104 249V247L101 244H100V246L98 245ZM133 247H135V246H133V243H132V246L131 245H127V248H130L131 249ZM176 248H177V246H176ZM80 249H79V251H81ZM22 250H24V249H22ZM25 250H26V248H25ZM59 250H61V264H67L68 261L71 259V257L70 258L67 257V255H66V253L64 251V248L62 246L60 247ZM156 250L157 249H155V252L158 251V250L157 251ZM178 250H177V252H178ZM10 251H11L10 253H13V250L12 249ZM79 251H78V249L77 250H74V253H79ZM56 252H58V251H56ZM119 252H121V251H119ZM173 252H174V254H173ZM71 253H72V251H71ZM183 253H185V252H183ZM114 254H116V253H114ZM121 254H122V252H121ZM123 254H125V253H123ZM181 255L182 254H180L179 256H181ZM126 256H128V255H126ZM130 256H132V255H130ZM7 257H8V255L6 256V259H7ZM107 257H109V256H107ZM202 258H201V260H202ZM0 260H1V258H0ZM185 260H187V259H185ZM20 262H22V261H20ZM91 262H93V261H91ZM103 264H105V263H103Z\"/></svg>",
  "mask_w": 264,
  "mask_h": 264
}]
</instances>
